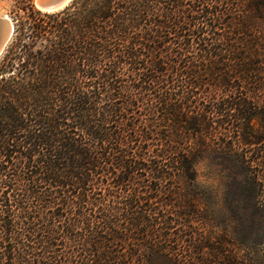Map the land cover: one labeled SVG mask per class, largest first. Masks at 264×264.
I'll return each instance as SVG.
<instances>
[{
	"label": "trees",
	"instance_id": "16d2710c",
	"mask_svg": "<svg viewBox=\"0 0 264 264\" xmlns=\"http://www.w3.org/2000/svg\"><path fill=\"white\" fill-rule=\"evenodd\" d=\"M14 16L0 264H248V247L207 236L193 184L200 160L230 159L247 170L239 197L264 196V0H73Z\"/></svg>",
	"mask_w": 264,
	"mask_h": 264
},
{
	"label": "rangeland",
	"instance_id": "374dc122",
	"mask_svg": "<svg viewBox=\"0 0 264 264\" xmlns=\"http://www.w3.org/2000/svg\"><path fill=\"white\" fill-rule=\"evenodd\" d=\"M34 3L35 0H0V16H9L15 28L17 9L30 5L37 9ZM195 171L193 191L200 192L204 200L207 236L222 233L233 244L249 248L245 253L248 264H264V196L256 199L258 196L245 194L239 197L235 190L237 183L244 181L246 168L230 159L211 161L206 157L196 164Z\"/></svg>",
	"mask_w": 264,
	"mask_h": 264
},
{
	"label": "water",
	"instance_id": "95a60500",
	"mask_svg": "<svg viewBox=\"0 0 264 264\" xmlns=\"http://www.w3.org/2000/svg\"><path fill=\"white\" fill-rule=\"evenodd\" d=\"M73 0H35V7L37 10L46 13L57 12L68 6ZM7 24V25H5ZM0 25L2 33L0 34V57L4 53L10 39L14 34V24L12 19L3 15L0 16Z\"/></svg>",
	"mask_w": 264,
	"mask_h": 264
},
{
	"label": "bare ground",
	"instance_id": "6f19581e",
	"mask_svg": "<svg viewBox=\"0 0 264 264\" xmlns=\"http://www.w3.org/2000/svg\"><path fill=\"white\" fill-rule=\"evenodd\" d=\"M5 25H7V24H5ZM2 33V27H1V25H0V34Z\"/></svg>",
	"mask_w": 264,
	"mask_h": 264
}]
</instances>
